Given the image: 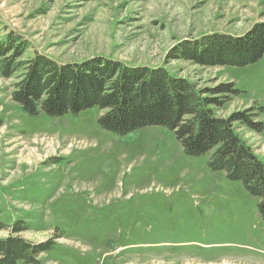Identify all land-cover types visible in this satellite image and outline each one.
I'll use <instances>...</instances> for the list:
<instances>
[{
	"label": "rangeland",
	"instance_id": "374dc122",
	"mask_svg": "<svg viewBox=\"0 0 264 264\" xmlns=\"http://www.w3.org/2000/svg\"><path fill=\"white\" fill-rule=\"evenodd\" d=\"M262 21L264 0H0V35L22 34L27 56L101 55L164 65L201 87L232 82L239 93L215 114L254 107L264 123V57L243 67L167 60L185 40ZM16 81L0 75V221L23 220L32 241L59 236L39 264H264L260 199L212 170L210 153L186 155L165 126L106 130L98 107L29 115L11 97ZM235 128L264 162V129Z\"/></svg>",
	"mask_w": 264,
	"mask_h": 264
},
{
	"label": "trees",
	"instance_id": "16d2710c",
	"mask_svg": "<svg viewBox=\"0 0 264 264\" xmlns=\"http://www.w3.org/2000/svg\"><path fill=\"white\" fill-rule=\"evenodd\" d=\"M30 42L14 30L0 35V75L17 77L13 101L29 115L41 112L58 117L93 107L103 110L100 125L123 135L148 126H165L174 132L189 156L210 153L208 166L225 171L227 177L244 184L257 196L264 216V162L235 128L240 123L261 132L264 123L256 119L254 107L218 116L222 107L239 90L232 82L201 87L177 76L164 66L128 65L121 60L94 56L82 61L59 62L35 51ZM264 57V21L254 23L241 35L207 33L185 40L170 50L167 60L184 59L200 66L243 67ZM28 225L19 220L0 221V264H39L42 252L55 244L57 234L43 241L23 235Z\"/></svg>",
	"mask_w": 264,
	"mask_h": 264
}]
</instances>
